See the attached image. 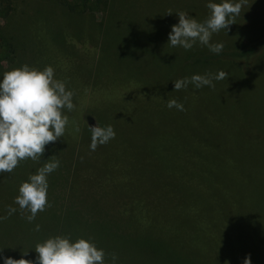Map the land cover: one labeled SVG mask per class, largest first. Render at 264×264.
<instances>
[{"label":"rangeland","instance_id":"obj_1","mask_svg":"<svg viewBox=\"0 0 264 264\" xmlns=\"http://www.w3.org/2000/svg\"><path fill=\"white\" fill-rule=\"evenodd\" d=\"M80 2L71 3L82 9ZM207 2L110 0L100 12L88 4L78 15L55 0H10L2 32L16 44L13 53L0 45V75L21 65L51 66L54 78L74 93L75 107L65 110L66 131L45 146L40 161L26 159L11 174L0 175V217L8 206L17 209L0 220V255L31 261L37 243L61 235L90 239L104 250L105 264H112L113 254L116 264H242L246 255L251 264H264V45L246 71L243 62L217 66L228 77L214 80V87L173 88L177 79L221 71L184 61L204 46L185 51L167 44L178 22L175 13L182 10L202 22L209 15ZM239 2L240 14L226 32L212 35V43L242 48L264 38V0ZM237 68L242 75H231ZM170 100L184 110L171 112ZM95 124L115 131L100 148L118 140L136 154L157 144L176 151L199 146L203 162L215 172L216 198L209 194L197 216L176 210L178 220L169 224L161 216L167 211L120 195L114 186L125 174L122 161L113 180L100 152L86 147L91 137L84 129L90 132ZM48 159L59 161L48 176L50 206L29 223L14 197ZM142 195L153 196L147 190ZM189 210L195 214L197 206ZM72 211L88 222H73ZM39 213L44 219L38 220ZM46 213L57 219H45ZM145 233L153 239L136 237Z\"/></svg>","mask_w":264,"mask_h":264},{"label":"clouds","instance_id":"obj_2","mask_svg":"<svg viewBox=\"0 0 264 264\" xmlns=\"http://www.w3.org/2000/svg\"><path fill=\"white\" fill-rule=\"evenodd\" d=\"M206 7L209 15L202 22L185 11L175 13L178 22L171 26L167 36L170 47L188 51L194 45H201L213 54L222 51L223 44L212 43V35L220 30L227 31L240 14L241 3L239 0H220L219 3L208 0ZM227 77L228 74L222 70L215 74H193L191 77L177 79L173 88L180 90L189 84L197 89L214 87V80H225ZM73 95L63 81L54 78L51 66L37 70L21 65L0 75V175L11 174L26 159L40 161L45 146L63 137L69 124L65 110L71 112L75 107ZM167 107L184 110L183 105L175 100L168 101ZM88 128L91 132L89 148L92 151L98 145H104L115 138L111 125L100 127L95 124ZM58 167V160H50L19 185L13 202L21 211L27 212L25 219L29 223L35 220L38 212L50 206L47 199L48 176ZM16 211V208L8 206L6 216ZM6 216L0 217V220ZM34 230L39 231V225H35ZM35 253L37 255L31 261L15 260L3 255H0V261L2 264H105L104 250L84 238L72 240L61 235L49 237L36 244ZM111 261L116 264L114 254ZM225 264L228 262L225 261ZM242 264H251L250 257L246 255Z\"/></svg>","mask_w":264,"mask_h":264},{"label":"trees","instance_id":"obj_3","mask_svg":"<svg viewBox=\"0 0 264 264\" xmlns=\"http://www.w3.org/2000/svg\"><path fill=\"white\" fill-rule=\"evenodd\" d=\"M55 1L66 8L70 14L75 13L78 15L83 14V9L87 7L88 4H92L97 12L107 7L108 2L111 6L110 0H80L81 2L79 4L82 9H76L71 2L77 0ZM9 4L10 0H0V45L13 53L16 43L13 39H11L12 41L10 42L9 39L3 36L2 32L4 30V24H6V22H3L4 20L6 21L8 9H10ZM219 43L223 44V49L219 54H213L205 47L192 55H187L184 61L195 62L201 69L218 68L221 70L223 68L217 66L221 65L223 62L232 64L233 66H237L238 62H243L244 68H242V70L245 68L247 70V63L264 45V38L256 42L242 45V48H230L226 46V44L233 43ZM239 68L236 70L233 69L231 75L238 74L240 71ZM244 71L239 73L242 75ZM165 110L166 109L162 110V112H165ZM172 110L177 109H170L171 112ZM84 130L86 133L90 134L91 137V132H88L86 129ZM85 142L86 147H89L90 143H87V141ZM96 149L100 152L102 164L108 163L109 169L107 171L111 173L109 175L113 180L115 178V170L121 165L120 161H122L124 165L123 171H125V174L117 178L118 182L115 184L114 190L120 193V195L124 194L127 199L142 201L143 206H148L150 208L156 207L159 211L163 210V212L167 211L161 216L164 221L169 224H173L178 220L177 215L175 216L176 210H180L182 214L186 212L187 217L193 215L197 216V213L202 212V210L203 212L205 211L204 208L206 209L207 203L204 202V200L207 199L206 197L209 194L214 195L216 198L214 188H217V185H212L216 180L215 172L210 169V166H207V164L203 162L201 158V156H203V150H201L199 146H195V148L188 150L184 148L176 151L157 144L148 147L146 152L136 154L130 149H125V146L118 140L116 144L112 146L106 148L97 146ZM70 155L72 154L70 153ZM102 170H105V168L102 167ZM123 171H120V175H122ZM144 190L150 191L153 196H143L142 192H144ZM103 196L106 197L109 195ZM159 201H164L168 207H160V204H158ZM194 204L197 206V212L192 214L194 211L189 209L193 207ZM41 214L42 213L38 214V220L44 219ZM46 215L47 218L45 219L47 220H52L55 217L53 213H46ZM77 215V212L72 211L71 220L73 222H88L84 217H78ZM186 215L184 214V216ZM65 217L66 215L62 216L60 220L64 222L63 220H65ZM55 219L57 218L55 217ZM100 220L104 222L102 219ZM136 237L153 239V237L147 233L139 234Z\"/></svg>","mask_w":264,"mask_h":264}]
</instances>
